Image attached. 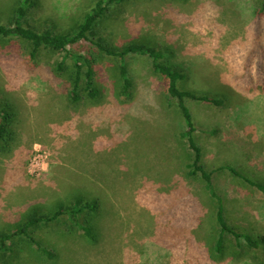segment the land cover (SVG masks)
<instances>
[{
	"label": "rangeland",
	"instance_id": "1",
	"mask_svg": "<svg viewBox=\"0 0 264 264\" xmlns=\"http://www.w3.org/2000/svg\"><path fill=\"white\" fill-rule=\"evenodd\" d=\"M24 1L0 0V24H9ZM97 1L37 0L26 22L38 31L74 30ZM91 39L68 49L88 56L101 93L91 97L82 88L73 103L57 88L56 65L66 53L41 47L33 56L30 42L0 38V109L9 122L0 140V264H264V244L252 247L242 239L239 245L230 233L225 253L214 250L216 238L209 240L207 229L216 224L210 215L218 200L200 174H188L193 152L167 78L154 72L150 57L128 54L126 97L117 80L122 58L96 45L156 48L162 62L186 73L176 83L180 91L222 98V105L186 98L195 140L224 198L228 224L264 237V192L222 168L233 166L264 183V0H127L111 6ZM65 77L59 81L65 84ZM87 175L104 190L98 211L80 215L91 237L66 218L13 234L27 216L51 215L62 201L73 203L75 193L84 202L96 200L74 184ZM66 185L73 192H64ZM180 190L186 221L178 227L185 239L177 243L169 219ZM4 234L13 236L3 242ZM219 234L217 225L214 237Z\"/></svg>",
	"mask_w": 264,
	"mask_h": 264
},
{
	"label": "trees",
	"instance_id": "2",
	"mask_svg": "<svg viewBox=\"0 0 264 264\" xmlns=\"http://www.w3.org/2000/svg\"><path fill=\"white\" fill-rule=\"evenodd\" d=\"M127 0H98L94 7L86 13L81 23L74 29V30H64L60 33L55 32L52 27H48L43 31H38L34 27L27 25L26 17L28 13L36 6L37 0H25L21 4H19L16 9L15 13L12 17V21L9 24H0V38L1 37H19L25 41L30 42L34 46V50L32 52L33 56H36V53L39 48L45 47L50 48L55 51L64 52L65 57L59 61V63L56 65V71H57V88L65 93L68 94V98L71 102L77 103L81 99V90L82 88L89 93L91 97H98L101 93V90L97 84H95V81L93 79L94 76V70H93V63L90 61L88 56L81 52H71L69 51L70 45H77L81 43H94L95 41L91 39V35L93 34V30L96 26V24L102 20L107 12L110 10L112 5L115 4H122ZM55 5V3H53ZM261 18V17H260ZM261 20V19H260ZM96 45L98 47L107 52L110 55H116L122 58V63L120 65L119 69V78L118 81H123V87L121 89V92L124 96L129 97L130 96V88L132 86V79L129 76L127 65L124 61L125 57L128 54H138L140 56H148L152 60V67L155 73L162 74L167 78L166 85L168 86V92L172 99L179 100V108L180 112L182 114L183 120H184V130L182 132V137L187 139L189 142V148L193 152V159L192 162H190L186 167L189 169L188 174L191 176H196L198 174L201 175L203 180L205 181V187L210 193L212 197L217 198L218 200V209L216 211V214H211L210 216L213 217V220L215 221V225H212L209 229H207L209 234V240L215 239V245L214 250L219 255H222L225 253V241H226V233L233 234L235 238L238 241V244L241 245V240L244 239L246 243L252 247H258L261 244H264V237H255L252 234L249 233H241L237 232L234 228H232L225 217V208H224V198L220 196L217 191L214 188L213 183V172L208 171L206 167L202 163V155L203 150L202 148L197 144L195 140L194 133L197 130V127L194 122V117L191 112L190 107L187 105L186 98H192L195 100H203L206 102H212L217 105H222L224 101L222 98H214L210 96H200L192 91L185 90V92L180 91V89L177 86V81L185 80L187 78L186 73L181 72L179 70H175L166 63L162 62L161 59L163 58L162 52L158 51L156 48L145 46L143 44H132L125 45L121 50L112 49L110 47H107L106 45H103L101 42H96ZM68 58H71L72 65H68ZM84 67H87V70L84 72ZM67 74V81L61 82L59 81L62 76ZM263 74H260L261 78H263ZM85 76V78L83 77ZM253 78L251 74L248 78ZM85 79V81H84ZM85 82V86L83 85ZM84 86V87H83ZM0 121H4L3 123L0 122V140L4 138V134L7 130L9 122H7V114L5 111L0 109ZM166 134V132H164ZM164 136V135H163ZM162 136V137H163ZM161 136H158V140H163ZM222 168H227L235 175H238L242 178H244L247 182L250 184L258 187L261 191L264 192V183L257 182L254 179H252L249 176H246L242 174L239 170H237L233 166H225ZM89 176V177H87ZM82 179H76L74 184L83 186L86 191L92 193V196L94 198H97L96 200H87V202H84V197H81L77 193H75V200L73 203L70 204H64L63 201L59 205V208L55 213L48 215V214H39L38 212H34L30 216H27L24 222L18 224L22 225L21 228H18L13 234H19V233H28V230L30 228H35L42 224H47L50 222L58 221L61 218L69 219L75 226H78V228L84 230L86 234L91 237L92 231L87 226H85L80 219V215L85 211V209H89L90 211H98V198H101L104 190L101 186L97 185L93 181V177L91 175H87ZM92 178V179H91ZM91 183L94 184V187L92 188ZM90 185V186H89ZM102 188V190L100 189ZM63 191L67 192H73L74 187L67 186L62 187ZM165 190V189H164ZM164 190L158 189V194L161 195L162 191L164 193ZM180 196H181V202L177 201V205L175 207V211L172 210L173 213H171V218L173 215H175L176 220L169 219L170 221H173L175 223V226L173 227L175 229L176 233V240L177 243H181V239H185L182 234L184 233V229H181L178 227L179 220L186 221L183 216V205H182V194L183 191L180 190ZM185 192V191H184ZM101 193V194H100ZM157 193V192H155ZM68 194V193H66ZM71 194V193H70ZM168 195V193H167ZM169 197V195H168ZM170 198V197H169ZM104 199H102L103 201ZM168 201V200H167ZM176 201V199H174ZM201 202V201H199ZM199 204H202L199 203ZM175 212V213H174ZM203 217V216H202ZM203 220V219H202ZM112 219H110V222ZM202 222V221H201ZM219 225L220 226V234L218 237H214V228ZM169 228V227H168ZM213 229V231H211ZM192 233L193 230H192ZM187 236V233H185ZM12 234H4L3 242H5L7 239H9ZM193 237V235H192ZM195 240L197 242V238L194 235ZM193 237V242L195 241ZM199 238V237H198ZM200 240V238H199ZM32 241L37 245V247L45 252L49 257H54L55 253L51 250H48L47 248L43 247L41 243L37 242L34 237H32ZM206 250V249H205ZM207 252V250H206ZM210 259L212 258V252ZM207 252V253H208ZM215 257V256H213ZM215 261V259H213Z\"/></svg>",
	"mask_w": 264,
	"mask_h": 264
}]
</instances>
